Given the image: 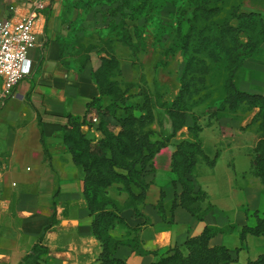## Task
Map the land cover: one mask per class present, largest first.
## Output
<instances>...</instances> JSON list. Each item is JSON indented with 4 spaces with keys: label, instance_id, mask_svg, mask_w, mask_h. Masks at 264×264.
Instances as JSON below:
<instances>
[{
    "label": "crops",
    "instance_id": "0c3cea01",
    "mask_svg": "<svg viewBox=\"0 0 264 264\" xmlns=\"http://www.w3.org/2000/svg\"><path fill=\"white\" fill-rule=\"evenodd\" d=\"M5 5L0 2V17L12 16ZM81 11L56 0L42 11L37 46L30 51L32 64L12 93L0 100V264H20L38 243L48 248L44 264H99L103 245L94 232L84 174L64 139L70 115L86 122L81 129L87 133V120L94 111L88 112V104L101 94L93 76L96 61L84 60L78 67L72 56L79 55L83 43L80 27L86 21ZM261 71L264 74V66ZM243 121L235 115L211 120L188 115L186 125L155 156L144 176L143 195L134 186L136 196L126 193L115 201L124 219L110 230L120 242L117 259L125 264H153L175 248L187 253V241L207 226L220 230L210 245L229 248L237 258L234 263L247 254V264L253 245L264 246V236L241 237L245 227L264 217V180L254 165L261 137L245 130ZM195 124L200 127L198 138L205 155L187 176L195 191L207 194L202 219L180 204L183 172L173 167L178 144L196 140L190 130ZM168 130L170 135L172 121ZM206 157L216 159L215 165Z\"/></svg>",
    "mask_w": 264,
    "mask_h": 264
},
{
    "label": "rangeland",
    "instance_id": "374dc122",
    "mask_svg": "<svg viewBox=\"0 0 264 264\" xmlns=\"http://www.w3.org/2000/svg\"><path fill=\"white\" fill-rule=\"evenodd\" d=\"M56 1L82 8L86 21L80 27L83 43H80L79 55H72L78 67L84 60H94L95 70H100L103 64L101 53L105 56L113 53L120 61L121 74L113 63L99 72L105 84L114 81L120 89L114 92L117 95L106 96L103 100L106 108L94 109L87 120L90 129L86 128L87 133L84 134L92 145H98L108 132L118 135L121 131L118 119L123 111L116 109L113 114L111 107L113 100H119L114 99L118 94V102L136 108L137 114H140L144 101L151 100L156 118L144 130L152 132L153 140L166 139L172 128L167 131L171 119L165 107L179 94L184 78L188 87L186 96L190 98V118L208 116L211 120L215 116H239L244 120L245 130L262 136L260 123L264 119V104L241 102L233 110L229 108L227 99L232 93L229 81L233 67L240 63L234 59L230 48L236 36L244 42L251 39L246 53L256 51L240 66L236 84L241 90L264 92V74L261 71L264 66V0H138L144 10L143 16L136 21L123 17L124 14L115 15L117 4L112 6L110 0ZM0 2L5 3L6 10L10 9L13 14V5L30 7L42 0ZM135 25L136 45L130 49L124 45V38L129 29L134 32ZM92 55L97 58L92 59ZM251 65L256 68L252 69ZM205 121L207 124V119ZM133 157L120 154L118 159L128 161ZM85 159L93 161V158ZM100 163L103 160L91 165L90 170V183L98 206L123 197L127 193L124 177H131L127 165L110 167ZM115 173L123 177L118 178ZM256 247L253 245L249 252L251 260L264 252V246ZM246 255L242 254L239 262L233 264H246Z\"/></svg>",
    "mask_w": 264,
    "mask_h": 264
},
{
    "label": "trees",
    "instance_id": "16d2710c",
    "mask_svg": "<svg viewBox=\"0 0 264 264\" xmlns=\"http://www.w3.org/2000/svg\"><path fill=\"white\" fill-rule=\"evenodd\" d=\"M112 6L117 4L118 11L116 14H124V17L137 20L143 16L144 6L138 2V0H110ZM230 30L237 31L236 28L229 27ZM127 35L124 38V43L131 49H134L136 43L133 40V34L130 29L127 31ZM231 32V31H230ZM134 33L137 36V25L134 26ZM236 36V35H232ZM216 40V38H211ZM233 47L231 48L232 55L236 61L240 60L238 65H235L232 70L231 80L229 86L231 89V96L227 99L229 102V108L236 110L238 104L241 102H248L249 104H264V94L250 93L241 90L236 84V78L240 66L244 61L254 56L256 51L246 53V48L249 46L251 39L248 41H242L237 38L232 39ZM264 41V40H262ZM222 43V42H221ZM250 49V48H249ZM103 64L101 69L93 72L94 79L99 85L100 96L95 97L93 101L88 104V112L94 109L106 108L103 100L106 96L117 95L119 90V84L114 81H109L105 84V81L99 77V72L104 68L107 69L111 63L116 68H119V74H121V65L119 59L111 53L110 56H103L101 58ZM179 94L174 100L166 105L165 109L169 115L173 131L164 140H153L151 138L152 132L144 130L149 124L155 121L156 115L151 100H145L140 107V114H137L136 108L126 103H119V94L113 100V114L116 109L122 110L123 114L119 117L118 121L121 126V131L118 135L108 132L106 137L100 141L98 145H92V143L86 138L82 132V125L86 124L85 121H81L80 117L69 116L71 126H66L64 129L65 143L71 150L74 161L80 167L84 174L85 181V196L89 203V208L94 215V232L97 238L102 242L103 251L99 257V264H125L122 260L115 257V250L120 244L119 241L112 238L110 230L118 222H124V219L119 216L118 211L115 209L116 202H110L108 204H102V206L96 205L98 200L94 196L93 186L91 185L90 170L91 165H97V162L103 160V165L108 166H123L127 165L129 177L125 179V191L130 196H136L133 192V187L137 186L142 189L143 195L145 192L144 176L148 172V169L153 165L155 156L167 146L170 139L186 125L187 117L189 115V101L190 98L186 96L188 87L184 82ZM257 119V115L254 120ZM260 127L263 130L261 139L256 147V157L254 159V165L256 174L261 176L264 180V119L260 123ZM143 129V131H142ZM190 130L197 137L195 141L184 140L178 144L177 150L173 155V167L176 170L181 169L183 172V184L184 192L181 196V205L186 207L193 215L202 219V204L207 199V194L202 191H195L193 182L188 178L187 174L193 172L195 165L198 162L199 157L205 155L202 143L198 138V132L200 130L199 125L195 124L190 127ZM110 154V156H108ZM123 156L134 155L132 160L121 161L118 159L119 155ZM87 158H93V161H89ZM210 165H215L216 159L209 160ZM118 178L123 177L115 173ZM123 179V180H124ZM176 206V203H175ZM220 230L207 226L204 232L197 237L190 238L185 247L187 253L180 248H175L173 254L162 258L160 261L153 264H233L237 258L234 257L229 248L225 246L212 247L210 245L211 238ZM247 234L255 236H264V217L258 218L255 226H247L242 231V239L244 240ZM48 253V248L41 243L36 244L30 253H28L20 264H44V255ZM247 264H264V253L254 260H249Z\"/></svg>",
    "mask_w": 264,
    "mask_h": 264
},
{
    "label": "built area",
    "instance_id": "2783aa9c",
    "mask_svg": "<svg viewBox=\"0 0 264 264\" xmlns=\"http://www.w3.org/2000/svg\"><path fill=\"white\" fill-rule=\"evenodd\" d=\"M52 1L42 0L30 7L13 6L12 16L0 17V100L12 93L32 64L30 51L37 46L39 17Z\"/></svg>",
    "mask_w": 264,
    "mask_h": 264
}]
</instances>
